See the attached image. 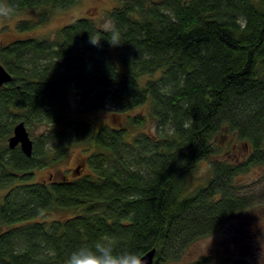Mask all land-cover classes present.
Instances as JSON below:
<instances>
[{"label":"trees","instance_id":"trees-1","mask_svg":"<svg viewBox=\"0 0 264 264\" xmlns=\"http://www.w3.org/2000/svg\"><path fill=\"white\" fill-rule=\"evenodd\" d=\"M77 1L0 0V12L37 9L18 22L24 31ZM107 16L110 28L82 16L55 37L0 45L12 75L0 85V222L13 225L0 233V264H66L100 238L141 256L155 248L154 264L178 262L245 206L234 180L264 163V0H123ZM76 94L91 110L128 113L134 127L146 116L129 112L148 104L157 131L75 117ZM19 121L44 128L31 156L8 145ZM227 131L249 146L247 159L212 161L202 182L195 171ZM78 145L88 172L35 180ZM49 213L62 217L39 220Z\"/></svg>","mask_w":264,"mask_h":264},{"label":"rangeland","instance_id":"rangeland-1","mask_svg":"<svg viewBox=\"0 0 264 264\" xmlns=\"http://www.w3.org/2000/svg\"><path fill=\"white\" fill-rule=\"evenodd\" d=\"M123 0H78L67 9L54 10L47 20L37 24L35 28L20 31L17 24L23 19H38V10L28 8L16 14L4 15L0 12V45L14 40L29 37H55L62 26L76 18L89 16L94 18L100 27L110 28L111 20L107 11L121 5ZM117 50L113 51L114 55ZM110 107V106H109ZM132 115L143 113L146 123L141 126H131L128 123V113H115L111 109L91 110L80 104V96L72 97V115L89 121L96 126L108 124L114 127L128 126L132 134L137 132L156 133V122L150 114L148 104L142 105L129 112ZM32 139H36L44 132L43 126L27 127ZM247 144L239 140L232 132L219 134L216 150L210 158L203 160L195 171V176L205 179L210 175L211 162L225 160L239 163L247 159L249 152ZM84 146L71 148L69 155L55 164H50L35 170L36 181L72 179L88 172L86 167L87 153ZM236 191L246 199L245 206L233 214L226 224L216 232L202 237L191 245L182 254L178 262L183 264L198 261L205 257L203 264H233L240 259L246 264H264V163L252 165L234 180ZM62 217L58 213H49L39 220ZM13 225H4L0 222V233L10 229Z\"/></svg>","mask_w":264,"mask_h":264},{"label":"clouds","instance_id":"clouds-1","mask_svg":"<svg viewBox=\"0 0 264 264\" xmlns=\"http://www.w3.org/2000/svg\"><path fill=\"white\" fill-rule=\"evenodd\" d=\"M2 11L4 15H7L10 10L5 9ZM118 34L119 29L115 27L108 33L112 39H115ZM101 40L107 39L93 40L89 36V42L93 46H98ZM107 41L109 42V40ZM116 45H119V43ZM66 264H145V262L138 252L117 250L110 240L100 238L91 245H84L74 249L68 255Z\"/></svg>","mask_w":264,"mask_h":264},{"label":"water","instance_id":"water-1","mask_svg":"<svg viewBox=\"0 0 264 264\" xmlns=\"http://www.w3.org/2000/svg\"><path fill=\"white\" fill-rule=\"evenodd\" d=\"M12 79L11 73L0 62V85L9 82ZM10 148L19 146L21 150L27 155L31 156L33 153L34 140L30 136L28 128L24 121H19L15 124L13 134L8 139ZM156 249L152 248L142 255L145 264H154Z\"/></svg>","mask_w":264,"mask_h":264},{"label":"flooded vegetation","instance_id":"flooded-vegetation-1","mask_svg":"<svg viewBox=\"0 0 264 264\" xmlns=\"http://www.w3.org/2000/svg\"><path fill=\"white\" fill-rule=\"evenodd\" d=\"M247 146H248V145H247ZM247 148H248L247 151L250 152V148H249V146H248Z\"/></svg>","mask_w":264,"mask_h":264}]
</instances>
